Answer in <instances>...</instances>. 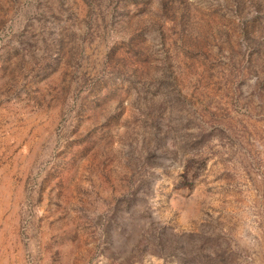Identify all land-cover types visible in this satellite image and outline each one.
I'll return each instance as SVG.
<instances>
[{
	"label": "rangeland",
	"instance_id": "obj_1",
	"mask_svg": "<svg viewBox=\"0 0 264 264\" xmlns=\"http://www.w3.org/2000/svg\"><path fill=\"white\" fill-rule=\"evenodd\" d=\"M0 264H264V0H0Z\"/></svg>",
	"mask_w": 264,
	"mask_h": 264
}]
</instances>
